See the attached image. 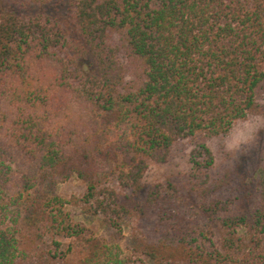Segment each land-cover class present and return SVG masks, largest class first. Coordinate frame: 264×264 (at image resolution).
Masks as SVG:
<instances>
[{
    "label": "trees",
    "instance_id": "16d2710c",
    "mask_svg": "<svg viewBox=\"0 0 264 264\" xmlns=\"http://www.w3.org/2000/svg\"><path fill=\"white\" fill-rule=\"evenodd\" d=\"M261 98L264 0H0V264H264V160L206 143Z\"/></svg>",
    "mask_w": 264,
    "mask_h": 264
},
{
    "label": "rangeland",
    "instance_id": "374dc122",
    "mask_svg": "<svg viewBox=\"0 0 264 264\" xmlns=\"http://www.w3.org/2000/svg\"><path fill=\"white\" fill-rule=\"evenodd\" d=\"M264 101V98H261ZM208 147L213 151L216 165H230L242 162V168H249L257 164L262 158L264 160V123L259 116H250L246 120L237 122L233 129L225 136L212 137L206 141ZM193 145L188 141H180L174 145L169 161L163 165H153L150 169V179L162 178L168 174L182 172L187 167L190 151ZM263 175L262 170L258 171ZM85 184L75 177L58 186V192L68 199L80 196ZM67 208L74 214L77 221L94 229L98 234H105V228L100 215L86 213L79 206L68 205ZM236 211V208H235ZM239 234L244 236V230L239 229ZM129 236L127 226L123 227L118 240L125 247ZM128 251H126L127 253Z\"/></svg>",
    "mask_w": 264,
    "mask_h": 264
}]
</instances>
